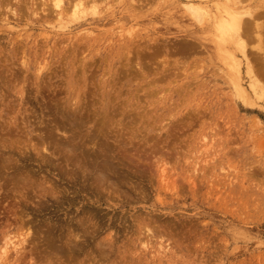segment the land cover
Instances as JSON below:
<instances>
[{"label": "rangeland", "instance_id": "rangeland-1", "mask_svg": "<svg viewBox=\"0 0 264 264\" xmlns=\"http://www.w3.org/2000/svg\"><path fill=\"white\" fill-rule=\"evenodd\" d=\"M183 3L0 11V264H264V41Z\"/></svg>", "mask_w": 264, "mask_h": 264}, {"label": "bare ground", "instance_id": "bare-ground-1", "mask_svg": "<svg viewBox=\"0 0 264 264\" xmlns=\"http://www.w3.org/2000/svg\"><path fill=\"white\" fill-rule=\"evenodd\" d=\"M32 1L33 0H30V1H28V3H25L24 6H21V4L19 3L20 0H16L15 3L11 2V0H0V11L1 10L2 11H6V12H8V14H12L13 17H15V16H18L19 12L24 10V8H25L26 9V13H27V11H30L31 12V14H30L31 16L32 15L38 16L39 12H37V10L40 9V8L37 9V7L41 6L40 10L42 12L40 11V13H43L44 16L48 17L50 14L51 15L56 14V17H58L60 19H64V18H67L68 15H71V16H73L74 20L76 21V20H80L81 16L86 15V12H87L88 8H90L92 6H96L98 4L99 0H40V5H38V6L34 5L32 3ZM182 1H184L183 5H184V8H185L186 12L194 20H200V19L209 20V19H211V22H214L212 26L214 28H216L218 30V32L220 33V36L219 35L218 36H219L221 41H223L226 38V35H224V34H230V32L232 33V31L237 33V37L239 38V43L241 45H243L246 42V40H250V39H252V40L256 39L257 41H264V34L262 35L261 33L258 34V33L255 32L256 29L264 27V25L261 23L262 20H261L260 23L257 22L255 20L256 19V17H255L256 13H252L249 10L246 11L245 9H243V7L242 8L237 7V4L242 5V1L241 0H234V1H232V0H213V2H214L213 6H211L209 4V0H182ZM232 2L235 5H231ZM90 11H91V9H90ZM90 11H88L87 13L91 14L93 12V11H91V13H90ZM22 14H23V11L20 12V15H22ZM4 17H5V15H4ZM5 18H7V17H5ZM20 19H22V17H19V20ZM23 19L27 20L26 18H23ZM72 19H71V21L74 22V20H72ZM12 20H14V19H12ZM258 21H260V20L258 19ZM257 43H259V42H257ZM262 49L264 51V46L262 47ZM244 54L247 56L246 53H244ZM263 69H264V67H263ZM20 89H22V88H20ZM98 133H101V134L103 133L101 128H98ZM30 142H31V140H30ZM95 144H96V142L93 143V145H95ZM27 147L28 146H26V148ZM5 148H7V147L5 146ZM9 148H11V147H9ZM101 151H102V149H101ZM104 153H107V152H104ZM109 155H110V157H109ZM109 155L108 154H104V157L102 159V161L104 162L103 163L104 166H102V169L96 168L97 169V171H96L97 172L96 173L97 180H98V182L101 185H103V188H117V183L110 179L114 175L113 173H115V171L113 169L114 166H113L112 161H111V160H113L114 157L111 154H109ZM97 156L100 157V156H103V155L99 154ZM1 161H4L2 163L8 169V167H9L8 165L11 163V161L10 160H6V159L5 160L3 159ZM6 164H8L7 165L8 167L6 166ZM0 168H1L0 169V176L3 177V175H1V170H6V169H3L2 165H0ZM29 173H30V171H27V174H26L27 178L29 177ZM84 173H85V169L83 170V177L86 176L85 175L86 173L85 174ZM8 174H7V177H8ZM4 176H6V175L4 174ZM19 177H21L20 182H23L24 181V177L22 175H18V176L16 175L14 177L11 176V178H15V180L17 178H19ZM15 180H14V182H15ZM8 181H9V179H8ZM10 181H12V180H10ZM17 181H19V180L17 179ZM26 181L30 182L29 180H25L24 183ZM28 182H26V184ZM29 184H33V183H29ZM106 185H108V186H106ZM29 186H27V187H29ZM20 217H21V219L20 218L19 219L22 220V223H24V221L26 220V219L24 220L25 217H23V215L20 216ZM27 220H30V219H27ZM27 220L25 222L27 224H29L30 221H28L29 222L28 223ZM31 222H32V220H31ZM33 222H34V220H33ZM30 224H32V223H30ZM36 225H37V222H36ZM36 230L37 229H35L34 231H36ZM32 233H33L32 228L31 227H27L26 232L20 234L22 236V238L18 237V238H20L18 241L16 239V241H17L16 243H15V241H12L13 239L11 240V238L9 239L10 241H8V238H7L8 242L6 243V241H5L6 245L4 243L5 247L2 250L4 256L8 255L7 254L8 251H9L8 248H10L8 245L12 246L11 248L13 250H15V252H18L19 250H21L22 247L24 246L23 244L25 242H27V237L30 236V235H34ZM35 233H37V232H35ZM78 235L79 234H77V238H80V236H78ZM45 238H47V237L45 236ZM32 242H33V240H32ZM74 243H75V240H74ZM48 244H50V242ZM73 245L76 246V244H73ZM20 247H21V249H20ZM3 261H5V260H3Z\"/></svg>", "mask_w": 264, "mask_h": 264}]
</instances>
